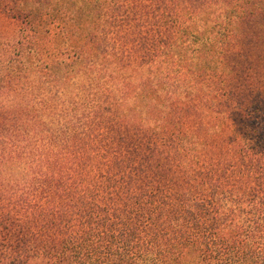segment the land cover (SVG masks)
<instances>
[{
  "label": "trees",
  "instance_id": "1",
  "mask_svg": "<svg viewBox=\"0 0 264 264\" xmlns=\"http://www.w3.org/2000/svg\"><path fill=\"white\" fill-rule=\"evenodd\" d=\"M179 2L0 0V264H264V3Z\"/></svg>",
  "mask_w": 264,
  "mask_h": 264
},
{
  "label": "rangeland",
  "instance_id": "2",
  "mask_svg": "<svg viewBox=\"0 0 264 264\" xmlns=\"http://www.w3.org/2000/svg\"><path fill=\"white\" fill-rule=\"evenodd\" d=\"M124 1V0H122ZM140 3H149L152 1L153 8L150 11H158L155 3L159 0H137ZM179 4L174 11L176 13H191L193 11L192 5L187 0H179ZM189 1V0H188ZM194 3L201 4L205 0H190ZM264 3V0H256ZM148 11L146 8H141L136 11L134 9L122 10V15H132ZM147 13V12H146ZM150 13V12H149ZM162 10L159 11V14ZM146 15V14H143ZM151 15V13H150ZM14 24L11 20L3 14H0V46L5 38L12 35ZM168 25L163 24L156 29H168ZM178 28V26H177ZM238 33L232 40L229 46L228 62L235 71V83L239 89L247 90V88L261 89L260 83L264 81V11H259L252 17L250 23H243L239 27Z\"/></svg>",
  "mask_w": 264,
  "mask_h": 264
}]
</instances>
